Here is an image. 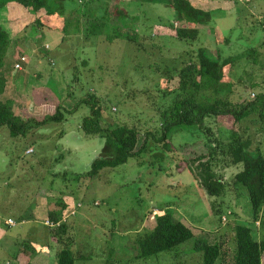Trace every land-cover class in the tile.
I'll use <instances>...</instances> for the list:
<instances>
[{"label": "rangeland", "instance_id": "1", "mask_svg": "<svg viewBox=\"0 0 264 264\" xmlns=\"http://www.w3.org/2000/svg\"><path fill=\"white\" fill-rule=\"evenodd\" d=\"M84 1L79 5L83 6ZM190 1L210 13L215 28L196 25L198 37L187 43L175 39L162 5H144L139 0H120L119 4L138 19L129 26H135L140 48L121 39L113 43L104 38L87 39L82 29L79 33L70 30L63 36L58 31L36 28L33 22L11 36L12 41L20 43L18 48L12 45L13 56L24 54L31 63L30 74L39 67L40 76L21 77L12 88L14 99L2 95L1 100L12 102L15 113L25 119L42 120L56 108L64 114L63 121L36 128L19 138H11L8 129L0 127V231L10 234L12 249L21 242H31L34 236L27 227L9 229L3 225L2 219L12 215L8 204L12 199L17 202L14 216H19L26 204L40 197L35 191L42 185L47 188L50 182H55V190L60 191L59 203L74 208L76 216L66 219L71 227L66 237L71 241L74 264H202V254L194 250V245L203 239L220 248L215 264H231L236 225L254 229L256 240L264 237V229L251 220L246 191L231 184L236 169L223 168L217 158L213 170L226 186L220 197L208 196L190 174L186 162L207 153L208 136L194 127H176L167 136L166 148L158 143V113L170 100L161 97V72L188 62V54L195 55L197 48L209 53L219 47L226 57L253 47L256 54L236 62L228 73V96L233 102H242L264 94V0L245 4L235 0ZM92 7L98 11L103 6L92 3L88 9ZM179 26L180 22L172 21L173 29ZM227 37L229 45L215 41ZM87 94L102 106L104 128L135 127L139 135L136 150L146 143L145 150L127 163L103 169L97 177L86 175L103 144L98 137L81 131L89 109L81 106L73 114H65ZM219 118L206 119L205 124L225 141L231 130H239L238 125L231 118ZM240 127L243 136L251 141L250 152H261L264 157V122L251 117ZM25 151L32 152L24 155ZM154 211L155 215L170 212L175 218L179 214L196 229V234L174 251L137 258L134 242L142 229L150 231L155 226ZM14 221L19 224L17 217ZM31 225L39 230L35 238L42 237L41 222ZM55 247L61 249L60 245ZM12 257L10 250L0 248V264H13Z\"/></svg>", "mask_w": 264, "mask_h": 264}, {"label": "trees", "instance_id": "2", "mask_svg": "<svg viewBox=\"0 0 264 264\" xmlns=\"http://www.w3.org/2000/svg\"><path fill=\"white\" fill-rule=\"evenodd\" d=\"M119 1L86 0L85 4L80 6L82 0H0V9L9 3H15L33 15L43 10L45 15L34 19L33 24L36 28L58 31L63 36H67L70 30L78 33L83 31L82 34L87 39L99 41L104 38L109 43L121 39L140 48L135 26L133 28L129 26L130 23L134 25L138 19L132 18L127 10L121 7ZM139 2L144 5H162L166 12L165 21L169 22L168 27L179 42L195 41L198 37L196 25L205 24L204 26L215 28V21H212L210 13L197 8L190 0H139ZM92 3L103 7L98 11L93 8L94 6L88 9ZM96 16H99L98 19ZM173 20L180 22L178 28H172ZM215 41L221 45L230 43L228 37ZM10 43L8 33L0 28V97L6 88L4 66ZM195 53L192 56L188 54V62L176 68H165L161 72L164 88L161 97L165 99L170 97V100L167 107L158 113L160 120L158 143L166 148L167 136L176 127H194L208 136L207 153L186 162L190 174L197 178L200 188L208 196L220 197L226 186L213 170L217 158H220L223 168L236 169L231 184L246 191L251 208V220L253 224L259 223L264 229V157L261 152H250L251 141L243 136L240 127L242 121L251 117H257L264 122V94H257L252 100L233 102L228 96L231 87L227 80L232 66L244 58L255 55L256 50L251 47L242 53L226 57L222 55V49L219 47L209 53L206 49L197 48ZM19 59L18 57V61ZM13 106L12 102L0 98V127H6L11 138L23 137L36 128L64 120V114L59 108H56L53 114L44 116L42 120H36L17 115ZM81 106L89 109V115L81 122V131L84 135L98 137L103 142L98 156L91 162L86 173L88 177H97L103 169H114L124 165L128 159L145 150V141L140 149L136 150L139 135L135 127L102 126L104 110L97 98L91 94L75 103L70 110L65 111V114L71 115ZM219 117L231 118L234 125H238L239 130H231L225 141L215 136L205 124L206 119L216 120ZM253 121L251 120V123ZM155 217L153 229L142 231L134 242L138 247L137 258L146 259L162 252L174 251L196 234V229L185 219H177L170 212L165 211L162 214L157 212ZM61 219L62 217L54 218L50 215L47 220L56 226L50 233L61 246L56 254L55 264H74L75 256L69 249L71 241L66 237L68 230L64 223L60 224ZM234 241L235 249L231 264H264V237L256 240L254 229L246 225H236ZM21 246L16 253L20 260L27 257L30 245L22 243ZM194 250L202 254V264H215L220 257L219 246L209 244L204 239L196 241ZM13 260L16 262L17 259ZM18 264L32 263L24 260Z\"/></svg>", "mask_w": 264, "mask_h": 264}, {"label": "crops", "instance_id": "3", "mask_svg": "<svg viewBox=\"0 0 264 264\" xmlns=\"http://www.w3.org/2000/svg\"><path fill=\"white\" fill-rule=\"evenodd\" d=\"M125 1H128V0H125ZM121 7H123V5ZM229 9H230V6L228 7V10ZM44 15H45V13L43 10L39 11L36 15H33L28 10L24 9L23 7L15 4V3H9L4 8L0 9V28L8 33L10 41H11L10 46L8 48V51H7L6 63L4 66V75L6 78V88H5V92L3 94V96L5 98L8 97L9 100H13L14 96H15V94H13V91H12V88L14 86V82L19 80L21 77L27 78L31 75L30 71H28L31 67L30 62H27V64L22 65V71H15L14 70L13 67H14V64L18 61V57L20 58V57H23L25 55L20 54L17 57L13 56V49L20 47V43H18V42L15 43L14 40L12 41L11 36L14 37L15 31H17V33H18L20 30H23V28L25 26L34 22L35 18H37L39 16H44ZM11 27H16V29L15 30L12 29L13 30L12 31ZM43 32H45V31H43ZM12 45H14L13 49L11 48ZM33 64L35 67L38 66L34 62H33ZM36 70L39 71L40 68L38 67V68H36ZM37 71L32 74L33 77L34 76H36V77L40 76V72H37ZM29 87H31V85ZM32 88H34V86H32ZM26 152L27 151H25L24 155H30L31 154V153L26 154ZM57 187H59V185H57ZM35 192L40 193V197L38 198L37 201L30 202V203L26 204V207H23L20 210L19 216H14V214H16L15 212L18 210V207H17L18 204L15 200L12 199V202L9 203L7 206L8 208H10L12 210V215L7 214L8 215L7 218L2 219V221H1L4 226L9 228L10 226L7 225V221L11 220L14 223L15 222L14 218L17 217V220H19V224L14 223L15 225L13 226V228L17 225H19L21 227H27V229L29 228L27 231L29 233L33 234L34 237L31 238V242L28 241V244L30 246H32V248H30V246H29V249L27 251V257H26L27 259L23 258L20 260L18 258V256L16 255L19 248L22 247L21 244L24 242L17 244V247H14L12 249L10 245H14V243L12 241V237L10 236V234L8 232H1L0 231V248H3L5 250H10L12 255L14 256L12 258L17 259V260L19 259V263L23 262L24 260H27V261L31 262L32 264H55L56 254L59 250H57L55 247L58 244L56 243V239L54 238V235H52L50 233V231L52 229L56 228V226H54L52 223H50L47 220H49L50 215H52L54 218L62 217V219H61L62 223H60V224L64 223V225L67 227L66 229L70 230L71 227H69L67 225L66 219L71 218L70 215H72V216L75 215L74 214V208H72L71 206H69L67 204L59 203L58 199L60 197V191L55 190V182H50L49 185L47 186V188L42 185ZM30 204H31L32 208L30 207ZM153 215H155V211H154ZM176 218L181 219L182 216H180L178 214L176 216ZM36 221H40L42 227L44 228L43 235H42V237L39 236L40 238H38V237L35 238V234H38L39 230H37L35 227H32V225H31ZM72 222L74 223V221H72ZM144 225L145 224H143V226ZM143 228H145V226ZM145 229H142L141 231H144ZM33 239H34V241H33ZM36 240L37 241L39 240L41 243H39V241L36 242ZM53 251H55V252H53ZM51 253L52 254L55 253V254L50 255ZM9 255H10V253H9ZM48 260H50V261L53 260V263H48L47 262ZM12 262H13V264H18L14 260Z\"/></svg>", "mask_w": 264, "mask_h": 264}, {"label": "built area", "instance_id": "4", "mask_svg": "<svg viewBox=\"0 0 264 264\" xmlns=\"http://www.w3.org/2000/svg\"><path fill=\"white\" fill-rule=\"evenodd\" d=\"M236 2L240 3V4H245V3H248L250 2V0H235ZM27 62V58L26 57H20L19 61H17L15 64H14V70L15 71H22V65H24L25 63ZM31 151H27L26 153L29 154ZM7 225L10 226V227H13L15 224L11 221V220H8L7 221Z\"/></svg>", "mask_w": 264, "mask_h": 264}]
</instances>
